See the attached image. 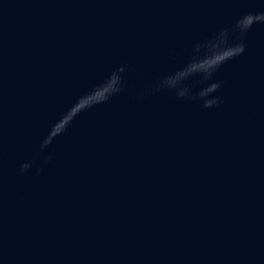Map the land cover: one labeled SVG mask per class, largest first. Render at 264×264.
<instances>
[{
    "label": "water",
    "instance_id": "1",
    "mask_svg": "<svg viewBox=\"0 0 264 264\" xmlns=\"http://www.w3.org/2000/svg\"><path fill=\"white\" fill-rule=\"evenodd\" d=\"M260 14L264 0H0V264H264V21L236 27Z\"/></svg>",
    "mask_w": 264,
    "mask_h": 264
},
{
    "label": "clouds",
    "instance_id": "2",
    "mask_svg": "<svg viewBox=\"0 0 264 264\" xmlns=\"http://www.w3.org/2000/svg\"><path fill=\"white\" fill-rule=\"evenodd\" d=\"M255 20L264 21V14L260 15H248L241 19L236 25L237 28L243 26L250 29L252 23ZM243 44L229 47L227 46L223 50L206 53L199 61L193 62L192 72L193 75L199 74V70L208 71L209 69H218L227 61L235 58L244 52ZM215 85L210 90H214ZM103 96L102 91H93L83 97H81L65 114L64 116L52 127L48 137L53 141L56 137L62 135L67 128L72 124L76 117L83 111L89 109L94 105V102L99 100Z\"/></svg>",
    "mask_w": 264,
    "mask_h": 264
}]
</instances>
